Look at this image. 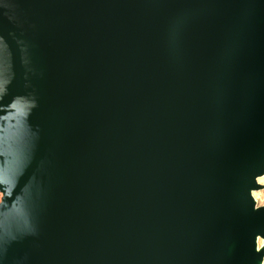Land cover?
<instances>
[{
  "label": "water",
  "instance_id": "1",
  "mask_svg": "<svg viewBox=\"0 0 264 264\" xmlns=\"http://www.w3.org/2000/svg\"><path fill=\"white\" fill-rule=\"evenodd\" d=\"M264 0H0V264H262Z\"/></svg>",
  "mask_w": 264,
  "mask_h": 264
},
{
  "label": "bare ground",
  "instance_id": "2",
  "mask_svg": "<svg viewBox=\"0 0 264 264\" xmlns=\"http://www.w3.org/2000/svg\"><path fill=\"white\" fill-rule=\"evenodd\" d=\"M264 178V174L260 175L258 178H257V181L259 184H261L262 186L260 188H257V189H253L252 191V195L254 197V199L256 200L257 202V206H260V205H264L259 203L258 200L260 201H264V191H259L261 189H264V184H262L260 181H262V179ZM262 247H264V239L259 236L258 237V249H261ZM262 264H264V256H263V261H262Z\"/></svg>",
  "mask_w": 264,
  "mask_h": 264
},
{
  "label": "rangeland",
  "instance_id": "3",
  "mask_svg": "<svg viewBox=\"0 0 264 264\" xmlns=\"http://www.w3.org/2000/svg\"><path fill=\"white\" fill-rule=\"evenodd\" d=\"M262 184H264V178L262 179V181H260ZM259 191H264V189H261V190H259ZM1 193H0V201H1ZM259 201V203H261V204H263L264 203V201L262 202V201H260V200H258Z\"/></svg>",
  "mask_w": 264,
  "mask_h": 264
}]
</instances>
